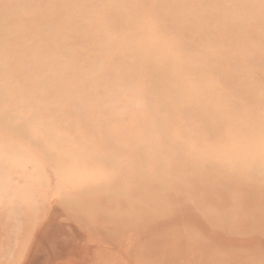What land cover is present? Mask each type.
<instances>
[{"label": "rangeland", "instance_id": "374dc122", "mask_svg": "<svg viewBox=\"0 0 264 264\" xmlns=\"http://www.w3.org/2000/svg\"><path fill=\"white\" fill-rule=\"evenodd\" d=\"M0 3L20 15L13 25L0 20V33L31 23L27 33L1 42L0 92L11 101H0V264H264V0L175 1V14L188 19L191 31L171 34L162 30L175 20L163 11L171 0L102 2L107 9L129 6L133 16L125 10L121 22L137 26L101 24L99 34L116 26L127 40L131 35V50L134 33L144 35L150 47L169 51L167 64L135 61L136 52L115 60L110 49V58L98 60L100 47L72 59L78 55L73 43L89 37L76 15L64 14L56 27L64 50L32 43L47 19L43 11L95 12L97 0ZM201 31H209L208 53L203 45L189 46L202 39ZM240 35L241 43H228ZM243 48L252 52L240 61ZM212 59L221 60L200 71ZM174 61L192 68L176 76ZM167 71H173L171 94ZM198 108L243 124L227 136L249 140V148L235 145L243 162L217 147V134L199 127ZM22 129H30L31 142L20 140ZM108 140L131 152V165L112 174L106 162L97 166L91 159L106 146L105 154L122 158L124 150L112 154ZM126 177L128 189L120 190Z\"/></svg>", "mask_w": 264, "mask_h": 264}, {"label": "bare ground", "instance_id": "6f19581e", "mask_svg": "<svg viewBox=\"0 0 264 264\" xmlns=\"http://www.w3.org/2000/svg\"><path fill=\"white\" fill-rule=\"evenodd\" d=\"M97 1H98V4H99V8L95 12H88V11H86V12H78V10L76 8H74V7L68 8L67 12L61 11L60 9L43 11L44 14L46 15L47 19L43 22V25H42L39 33L31 37L32 43L35 44L36 46H40L42 43H45V44L56 43L58 49H62L63 48L62 50H64V47H67L68 45L60 43V42H58L56 40V27L58 26L59 22L61 21L63 15L64 14H69V15H72L74 17L81 16L83 18L84 26L87 29L88 33H89V37H88V40L86 41V43H83V42L79 41V39L73 43L72 49L74 51H76L78 53V55L73 57L72 59H74V58H79L80 59L81 56H82V59H85V58H87V55L94 50V48L100 47L101 48V52L97 56L98 60H100L102 58H106V57L110 58V56L108 54V50L110 49V52L113 55L115 60H117L116 57L118 56L119 53H124L126 55H129L130 58H131V52H136L135 61L138 60V59H141L143 57L149 58L153 62H162L164 64H167L170 61L169 51L167 49L163 48V47H161V48H159V47H156V48L150 47L145 42L144 35H138V34L134 33L135 38L134 37H132V38H133V44H134L135 50H131V35H129L128 40H127L126 37H123V36L118 34V31H117L118 27L115 26L112 30L104 31L102 34H99V30H100V25L101 24H104L105 26H113V25L116 24V22L124 24V23L121 22V17L126 15V14H123V12L125 10L130 9V7L128 6V7L125 8L123 6H120L119 8L107 9L105 6L102 5V2L105 1V0H97ZM171 1H173L172 5L164 7L163 11H164V13H167L166 11H168V13H170L172 16L175 17V20H174V23H172V24L163 25L162 26V30L163 31H168L169 34L177 32V31H179L181 29L185 30L187 32H190L191 30H188L186 28V22L188 21V19L187 20L184 19V15H182V14H175L176 13V6H173V4H174L175 1L177 3L178 0H171ZM190 1L191 0H185L184 4L189 6ZM240 2H243V0H240ZM129 12L131 13V16H133V10L130 9ZM142 15L145 18L146 26L151 28L152 27L151 22L147 21V17L148 16L145 15V14H142ZM136 16H139V15L136 14ZM202 17L206 18V17H211V16L202 15ZM19 18H20V15L16 11L4 10L3 7H2V4L0 3V20H6L9 25H13L14 22L16 20H18ZM49 19H52V20H51L50 23H47V20H49ZM21 22H24L23 19H22ZM239 23H241V21ZM135 24H136V20L134 21L133 24L131 23V20H130V21H126V24H124V25L125 26H130V27L132 26V28H136L137 25H135ZM30 25H31V23L30 24L27 23L25 27H22V28H9V29H7V31L5 33H0V56L1 57H4L6 55V53L2 52L1 42L4 39L10 38V37H12L14 35H17V34H20V33H27L29 28H30ZM96 28H98V33H95V29ZM146 32H149V30L146 29ZM202 34H203V31H201L202 39H200V40H191L190 43H189V46H190L191 50H194L199 45H203L205 52L208 53V52H210V50H212L211 49V46H212L211 45V41H208L209 31H207L205 36H203ZM224 34L225 33H223L222 35L218 34L217 36L223 37ZM3 36H6V37L2 38ZM26 36L28 38H30L28 34ZM241 41H243V36L242 35L237 36L235 39H230V41L228 43L230 45L239 44V43H241ZM113 42H115V44ZM102 43H104V44H102ZM251 52H252L251 50H249V49L247 50L245 48L239 50L238 57H239V59L241 57L240 61H242L245 58L246 55H251ZM227 58H230V57H225L223 59H227ZM72 59H69V61H71ZM114 59H111V60H114ZM220 60L221 59H212V60L204 63L203 67L200 69V71H203L206 68L207 65H211V64L214 65L215 62H219ZM173 65H174V68H175L174 72H175L176 76L180 75V74H184V73H186V71H188V70H190L192 68V67H185L182 64L177 63L175 61H174ZM172 73H173V71H167L166 72L167 81L170 83V89L168 91V94H171L173 92V89H174L172 81L169 79V76ZM139 78H140V76H139ZM148 85H152V81H148ZM3 88H6V90H8L9 89V85H3ZM231 89L233 90V92H236V89L239 90V87L237 85L236 86L235 85H231ZM16 99L18 101H20V102H23V100H22L23 97L19 98V97L16 96ZM25 100L30 102L29 99H25ZM0 101H2V102H10L11 99L7 98V96H5V98H3V93L1 91L0 92ZM179 103H181V102H179ZM23 106H24V108L28 107V105L25 104V103H23ZM41 110L42 109H40V111ZM33 112L35 114H37L39 112V108L35 107ZM193 114H194V117L197 120V123H198L199 127H203L204 128V126H206L207 130L210 129V131H209L210 133L214 132L215 134H217L220 137L219 143H215V144H217L218 148H219V146L221 148L226 147L228 155H234L236 157L239 156L240 161L243 162L242 157L239 154L236 153L235 145L238 144V143H245V144H247V145H245V147L249 148L250 147L249 140L242 142V141H240L238 139H229L227 137L228 134H229V130L240 131L242 129L243 124L241 122L239 123L238 121L230 120V119H228L226 117H223L221 115L216 114L215 111H208V110L203 109V108L194 109L193 110ZM65 128L66 127L64 126L63 129H65ZM58 129H60V128H58ZM29 130H27V129L19 130L17 135L20 136V138H21L20 140L23 139V140H30V142L32 141L31 131H29ZM56 132H58V131H56ZM215 134H213V135H215ZM56 135H54V136L56 137ZM52 140L53 139H50L48 141H52ZM121 144L122 143L120 141L114 142V141L108 140L106 142V145H114L115 150L112 153L114 155H115L116 151H118L119 149L124 150V154H123L121 159H115V156L112 157V155H111V157H109L108 156L109 154H105V152H107V150L110 149V147L107 149V146L96 151V152L100 151V154H97V153L93 152V154H91V159L93 158L94 159L93 161L97 160V161H95V162H97V166H99L100 164L103 165L102 163L106 162L105 163V167L109 171L108 172L109 174H112L113 172L117 171V169H119V168H123V167L126 168V167L131 165V152H130V148H127L128 146H126L124 144L121 145ZM212 144H214V143H212ZM206 145H207L206 148L208 150H210L211 148L214 149V147H210L208 144H206ZM242 146H244V145L242 144ZM58 150L61 152L63 150V148H62V150H61V148L58 149ZM60 152H57V153H60ZM230 157H232V156H230ZM196 163H197V165L202 164L200 161H197ZM203 166L206 167V169L209 168V166H207L206 164H203ZM227 168H228V166L226 167V169ZM128 177H126L127 179L125 178V180L122 178L121 179L122 181H120V179H119L118 184L121 185V186L118 187V188H120V190L128 189L129 185H127V184H129L130 181H131V180L128 181ZM209 177L211 178L212 181H216V183L217 182H221V183L227 182V179H225L226 176L221 177V176L209 175ZM111 180H113L114 182L115 181L117 182V180L115 178H113ZM237 182H240L241 184L244 183V181L242 179H241V181L237 180ZM245 183H246V181H245ZM78 191L79 192L76 193V194H80V190H78ZM110 192H111V190H110ZM80 195H79V197H80ZM76 196L77 195H75V197ZM201 196L203 197L204 193L201 192ZM79 197L77 196L76 198L79 199ZM81 197H83V196L81 195ZM118 197L119 196H116V201L119 200L120 197L119 198ZM78 199H77V202L79 204L80 203L82 204V201L81 200L79 201ZM82 207L83 206H81L80 208H82ZM83 210H81V211H83ZM252 212L255 213L254 211H252ZM253 213H251V214H253ZM211 214H212V212L209 211V215L210 216H211ZM237 216H238V213H237ZM237 216H235V217H237ZM243 216H248V215L243 213L241 215V217H243ZM252 216L250 215V217H252ZM235 217H232V219L235 218ZM230 218H228V219L230 220ZM251 219L253 220V218H251ZM225 223H226V221H225ZM229 223H230V221H229Z\"/></svg>", "mask_w": 264, "mask_h": 264}]
</instances>
